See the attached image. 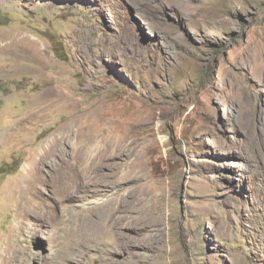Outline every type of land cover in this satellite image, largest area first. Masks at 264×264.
<instances>
[{
    "label": "rangeland",
    "instance_id": "1",
    "mask_svg": "<svg viewBox=\"0 0 264 264\" xmlns=\"http://www.w3.org/2000/svg\"><path fill=\"white\" fill-rule=\"evenodd\" d=\"M262 126L264 0H0V264H56L98 182L111 264H264ZM84 138L119 146L93 188Z\"/></svg>",
    "mask_w": 264,
    "mask_h": 264
},
{
    "label": "bare ground",
    "instance_id": "2",
    "mask_svg": "<svg viewBox=\"0 0 264 264\" xmlns=\"http://www.w3.org/2000/svg\"><path fill=\"white\" fill-rule=\"evenodd\" d=\"M139 11H141L143 16L145 15V12L141 8ZM258 127L261 129L260 124L259 126L257 125L256 128ZM262 127L264 129V126ZM92 131L96 132L90 128H87L86 131L82 132H85V137L87 138ZM115 145L116 144L108 143L106 140L102 139L96 141L85 139L72 145L74 152H76L73 154L75 156V161L68 162L69 165L67 166L74 176L73 178H75L74 181L76 180V183L79 185L90 186L91 183L95 181L92 176L93 172L97 168L103 167L105 160L111 155L108 154L106 150L111 149L113 151L112 154L118 150L119 146L117 147ZM70 146L71 145H69V147ZM58 151L59 150H57L55 154ZM98 180H96V182ZM118 182H121V178H117L115 181L116 186ZM96 184L97 187L92 189V192L95 197L97 196L98 203L95 205H97L96 207H98L100 213L98 215L97 211V214H95L96 218H91L86 222L83 220L80 225H76L77 234L73 239L68 241L65 250L62 251L58 259L55 260V262H57L56 264H76L78 258L85 256L88 252H94L100 257L101 261L111 264L114 261V256L118 254L123 228L122 223H120L121 214H118V212H120L119 208L123 196L122 189L115 188L114 191H112V188H108L111 187V185H103V183L100 182ZM101 186H105V188L100 189L99 187ZM110 197L116 198V201L114 203H109L108 199ZM140 214H142V217L144 216L142 210L140 211ZM72 233L73 231L71 234ZM27 256L33 260L37 259V255L30 251L27 253Z\"/></svg>",
    "mask_w": 264,
    "mask_h": 264
}]
</instances>
